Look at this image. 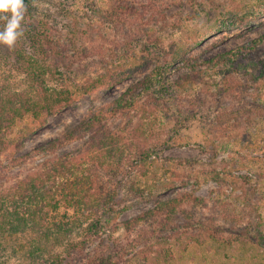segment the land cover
Listing matches in <instances>:
<instances>
[{
	"label": "rangeland",
	"instance_id": "1",
	"mask_svg": "<svg viewBox=\"0 0 264 264\" xmlns=\"http://www.w3.org/2000/svg\"><path fill=\"white\" fill-rule=\"evenodd\" d=\"M142 2L158 6L155 15H159L160 21L151 28L156 37L153 47L162 55L173 56L180 51L190 58V65L179 63L169 69V80H179L192 71L200 72L201 79L181 88L174 86L163 95L164 105L156 108L154 128L146 125L153 117L137 110L106 115V124L110 128L128 129L136 146L161 142L157 158L152 157L148 177L126 175L128 182L133 180L139 186L144 182L149 189L159 182L170 190H154L153 197L135 199L123 189L124 204L120 207L123 212L116 215L109 224L110 230L101 236L103 243L99 240L88 251L97 248L100 254L106 243H114L117 248L123 245L125 264H154L149 257L153 255L151 249L171 253L169 262L161 255L155 257L159 264H264V78L260 77L264 61V0H34L25 7V13L50 22L63 35L77 27L81 46L120 51L124 61L123 52L127 51L132 27L131 10L139 9ZM244 46L240 58L245 59L227 66L209 64L217 55ZM2 48L5 52L9 47L2 45ZM138 49L140 52H134L129 59L135 66L140 58L148 57L144 46ZM82 60L86 70L98 61L85 56ZM11 62V57L6 60L0 57V89L11 91L22 87V75L13 69ZM137 66L128 80L111 90L99 89L82 96L63 112L48 117L40 130L34 131V122L29 118L15 125L25 134L19 142L22 148L20 151L10 148L11 155L3 160L5 166L19 155L32 154L36 159L27 167L13 168L0 188L9 187L28 168L32 170L43 159L50 158L42 149L62 137L64 130L100 109L106 110L126 93L136 95L146 107L145 93L139 88L130 90L142 78V65ZM88 136L66 142L55 153H83ZM184 195L189 200L183 199ZM176 197L181 199L180 214L172 229L177 234L171 239L172 230H164L159 244L152 239L146 243L147 250L139 254L140 245L132 248L127 244L136 238L138 231L128 233L122 223L140 216L157 202ZM72 215L70 211L68 217ZM66 216L64 209L51 212L47 224L52 228L59 222L70 223L72 217ZM187 218L189 223L184 221ZM79 232L78 226H72L76 239ZM199 236L206 241L200 242L203 237L194 241ZM36 238L35 231H27L24 236L7 239V251L1 254L0 262L46 264L50 256L36 253ZM20 245L24 248L19 249Z\"/></svg>",
	"mask_w": 264,
	"mask_h": 264
},
{
	"label": "trees",
	"instance_id": "2",
	"mask_svg": "<svg viewBox=\"0 0 264 264\" xmlns=\"http://www.w3.org/2000/svg\"><path fill=\"white\" fill-rule=\"evenodd\" d=\"M32 1L34 0H23L24 6ZM141 4L143 5L139 9L131 10L132 27L127 51L123 52L126 56L124 61L120 58V51L81 46L78 43L80 30L76 26L63 35L56 32L50 22L36 20L31 13H24L23 36L15 45L4 52L3 44H0V57L4 60L11 57L13 69L22 75L23 82L21 88L11 91L3 87L0 89L1 186L5 184L13 168L27 167L28 163L36 159L29 154L26 157L19 155L11 158L8 166L3 162L4 157L11 155L10 148L21 150L22 145L19 142L25 134L14 126L22 123L25 118L34 122V131L40 130L45 126L48 117L63 112L82 96L99 89L111 90L128 80L135 74V69L139 68L137 65H142V78L130 90L139 88L146 95V107L136 95L128 96L126 93L107 107H110L109 111L107 108L100 109L78 125L64 130L62 137L54 139L49 147L42 149L50 158L43 159L32 170L31 167L28 168L26 174L9 187L0 188V256L7 251V239L17 235L24 236L27 231H35L36 253H47L50 256L51 260L46 258V264H125L127 259L124 257L123 245L117 248L114 243H106L100 254H97V248L88 251L99 240L103 243L101 236L110 230L109 224L116 215L123 212L120 208L124 204L123 189L135 199L153 197L154 190H170L159 182L154 183L152 189L144 186V182L139 186L133 180L128 182L126 176L134 174L147 178L154 162L152 159L158 156L157 149L161 147V142L144 147L136 146L128 129L110 128L106 124L108 113L114 116L137 110L149 118L153 117L146 125L154 128L157 120L156 108L164 105L163 95L174 89V86L181 88L190 81L201 79L200 72L192 71L182 75L179 80H169V69L179 63L190 65V58L180 51L173 56L166 53L162 55L158 48L153 47L152 41L156 37L151 28L158 26L160 21L159 15H155L158 6L149 2ZM0 25L2 28L3 21H0ZM141 46H144L145 51L148 50V57L143 60L140 58L139 64L135 66L129 59L134 52H140L136 48ZM244 49L245 46L238 47L235 51L217 55L209 64L232 65L239 59H245L240 58ZM84 56L98 61L86 70L82 64ZM260 77L264 78V61L261 62ZM103 110L106 111L105 114ZM87 134L88 141L83 153H55L66 142L79 140ZM183 199L189 200V197L184 195ZM180 206L181 199L177 197L160 201L140 216L122 223L128 233L138 231L136 238L130 239L127 244L132 248L140 245L139 254L147 250L146 243L150 240L153 239L152 242L159 244L162 239L160 233L175 228V218L180 214ZM61 209L65 210L66 218L72 217L71 222H59L50 228L47 224L50 213L59 212ZM70 211L73 215L68 217ZM187 219L184 221L189 223L190 219ZM195 221L194 219L193 222ZM143 223L146 226H142ZM72 226L79 227L80 234L77 239L72 233ZM176 234L177 231L172 230L170 238ZM202 237L203 240L200 241ZM194 239L196 242L206 241L204 236ZM18 248H24V245ZM12 249L13 252L17 251V247ZM151 252L153 255L149 257L154 264H159V259L155 257L160 255L165 262L172 259L171 253H158L157 249H151ZM4 258L7 261V257Z\"/></svg>",
	"mask_w": 264,
	"mask_h": 264
},
{
	"label": "clouds",
	"instance_id": "3",
	"mask_svg": "<svg viewBox=\"0 0 264 264\" xmlns=\"http://www.w3.org/2000/svg\"><path fill=\"white\" fill-rule=\"evenodd\" d=\"M24 13L23 0H0V21H3L0 28V44L11 48L23 36Z\"/></svg>",
	"mask_w": 264,
	"mask_h": 264
}]
</instances>
